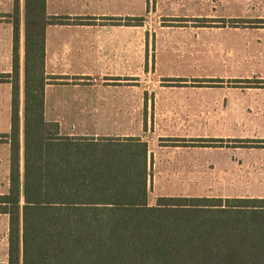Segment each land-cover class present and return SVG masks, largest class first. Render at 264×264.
I'll list each match as a JSON object with an SVG mask.
<instances>
[{"label":"rangeland","instance_id":"rangeland-1","mask_svg":"<svg viewBox=\"0 0 264 264\" xmlns=\"http://www.w3.org/2000/svg\"><path fill=\"white\" fill-rule=\"evenodd\" d=\"M50 3V13L81 14L74 23L104 21L92 16L101 13L142 19L135 61L49 69L69 74L46 92V118L63 136L148 143L151 204L165 196L264 198V0ZM15 6L0 0V194L9 188ZM24 54L22 20V67ZM8 219L0 216V261Z\"/></svg>","mask_w":264,"mask_h":264},{"label":"trees","instance_id":"trees-1","mask_svg":"<svg viewBox=\"0 0 264 264\" xmlns=\"http://www.w3.org/2000/svg\"><path fill=\"white\" fill-rule=\"evenodd\" d=\"M64 23L49 16L48 0H16L4 264H264V198L151 204L148 143L63 136L47 120V87L57 78L47 73L46 31Z\"/></svg>","mask_w":264,"mask_h":264},{"label":"crops","instance_id":"crops-1","mask_svg":"<svg viewBox=\"0 0 264 264\" xmlns=\"http://www.w3.org/2000/svg\"><path fill=\"white\" fill-rule=\"evenodd\" d=\"M51 3L48 0V14L56 17L64 24L51 25L46 31V65L47 73L57 80L68 77L67 71L49 72L52 65H97L131 63L137 57V44L135 39V27L130 24H116L113 18H136L131 13L123 14H93L94 18H103L104 21L90 19L86 23H74V19L81 14L75 12L61 14L50 13ZM64 16V17H60ZM92 18V17H91ZM125 22V21H122ZM133 30V38H130ZM2 216V215H0ZM8 218L7 216H3ZM9 220V219H8ZM9 235V222H8ZM9 246V245H8ZM0 261V264L7 263Z\"/></svg>","mask_w":264,"mask_h":264}]
</instances>
